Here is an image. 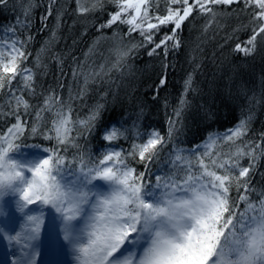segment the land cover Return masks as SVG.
<instances>
[{"label": "snow or ice", "instance_id": "snow-or-ice-1", "mask_svg": "<svg viewBox=\"0 0 264 264\" xmlns=\"http://www.w3.org/2000/svg\"><path fill=\"white\" fill-rule=\"evenodd\" d=\"M165 2V14L160 15L152 11L154 6L158 8V0H75L81 16L114 5L99 29L128 27L123 36L114 33L117 42L102 63L88 61L95 46L83 61L73 58L71 76L78 89L69 88L67 98L51 88L37 91L41 87L37 73L26 65L31 55L26 44L31 36L0 41V118L8 121L0 131V210L14 204L24 218L15 234L0 229V238L17 249L11 264H36L39 253L35 242L44 207L59 214L62 238L76 264H264V185L253 183L257 165L264 158V133L257 139L248 137L249 116L222 134H209L194 148L174 143L188 105L192 73L174 109L175 119L168 120L166 135L157 130L136 131L127 150L106 147L99 155L80 143L97 129L104 105L97 103L83 118L78 113L74 118L75 101L84 99L90 84L122 72L139 48L151 45L148 56L162 53L164 57L170 50H178L181 41L177 33L194 12L208 18L205 31L214 23L220 26L217 18L233 5L237 16L247 14L248 24L233 29L234 34L241 29L249 33L244 40L237 37L232 48L235 53L251 56L258 38L264 41V0ZM8 3L0 0L2 7ZM55 3L50 0L43 21L52 15ZM31 7L29 2L26 20ZM59 20L58 14L57 25ZM162 27H168V32L157 41ZM4 31L15 34L16 28L9 26ZM133 33L141 41L125 44L124 37ZM53 58L63 64L58 54ZM34 66L46 67L39 55ZM13 81H17L15 89ZM165 82L166 74L159 83L163 86ZM37 97L39 102H33ZM130 132L123 126H111L101 136L112 145L128 140ZM165 149H169L171 167L154 175L151 165ZM33 206L40 215L34 213Z\"/></svg>", "mask_w": 264, "mask_h": 264}, {"label": "trees", "instance_id": "trees-1", "mask_svg": "<svg viewBox=\"0 0 264 264\" xmlns=\"http://www.w3.org/2000/svg\"><path fill=\"white\" fill-rule=\"evenodd\" d=\"M29 2L31 16L26 20L24 11ZM49 3L50 0H9L7 7L0 6V41L24 40L31 36L26 44L27 52L31 53L26 65L37 73V84L41 86L37 91L51 88L67 98L69 88L73 91L78 89L77 81L71 76L73 58L83 61L89 48L95 46V54L90 55L88 61L102 63L109 55V48L117 42L114 33L123 36L128 26L114 25L101 30L99 25L107 21L114 5L106 4L102 11L81 16L76 12L75 0H56L52 15L45 22L41 18L47 14ZM165 8V0H158V8L154 6L152 11L163 15ZM236 8L232 6V9ZM232 9H225L224 15L217 18L220 26L214 23L207 31L204 26L208 18L194 12L177 33L181 41L178 50H170L164 57L162 53L148 56L151 45L139 48L122 72H113L103 82L90 84L84 99L75 101L73 117L78 113L83 118L97 103L104 105V111L97 129L86 140L80 141L84 148L93 155H99L106 147L127 150L134 138L132 133L136 131L147 133L157 130L166 135L168 120L175 119L174 109L179 105L189 73H192L193 85L187 93L188 105L174 133V143L185 149L194 148L203 144L209 134H222L249 116L248 137L257 139L260 133H264V41L258 38L257 50L251 56L233 52L237 37L244 40L249 34L243 29L234 34L233 29L248 24L249 17L245 13L237 16ZM9 26L16 28L15 34L4 31ZM166 32L168 27H162L156 40ZM141 39L133 33L124 37L123 42L126 44L131 40L136 43ZM54 54L63 58L62 65L53 58ZM37 55L46 67L34 66ZM165 74L166 82L161 86L159 81ZM60 84L64 85L63 89ZM16 86L17 81H13L14 89ZM2 102L3 97L0 96ZM33 102L38 103L39 98H33ZM7 123L0 118V131ZM111 126L130 129L129 139L108 145L101 134ZM35 142L39 141L29 140V143ZM168 150L165 149L151 165L154 175L170 169ZM257 169L253 183L259 187L264 185V158L260 159ZM33 208L34 213L40 215V210ZM16 211L14 204L0 210L1 222L7 221ZM42 212L43 223L53 224L60 230L59 214L49 207H44Z\"/></svg>", "mask_w": 264, "mask_h": 264}, {"label": "rangeland", "instance_id": "rangeland-1", "mask_svg": "<svg viewBox=\"0 0 264 264\" xmlns=\"http://www.w3.org/2000/svg\"><path fill=\"white\" fill-rule=\"evenodd\" d=\"M22 223H24L23 214L17 210L3 223L0 218V229L15 234L20 230ZM35 244L39 253L36 264H76L70 247L63 240L61 230L56 226L42 223L40 236ZM16 250V247L9 245L6 239L0 238V264H11L16 258L13 255Z\"/></svg>", "mask_w": 264, "mask_h": 264}]
</instances>
